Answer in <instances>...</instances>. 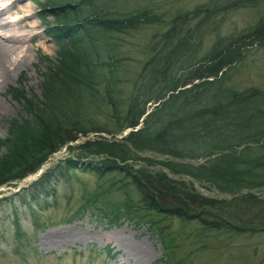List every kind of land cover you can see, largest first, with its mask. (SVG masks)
Here are the masks:
<instances>
[{"label":"trees","instance_id":"16d2710c","mask_svg":"<svg viewBox=\"0 0 264 264\" xmlns=\"http://www.w3.org/2000/svg\"><path fill=\"white\" fill-rule=\"evenodd\" d=\"M94 1L98 0L44 3L57 19L52 25L44 24L58 44L57 55L43 71L41 98L35 94L29 97L14 85L7 89L22 105L23 115L20 120H4L6 131L0 136V150L4 148L0 153V185L33 174L54 151L73 142L77 132L105 131L100 125L80 127L77 118L72 119L73 113L67 110V105H73L78 96L93 89L95 66L108 64L103 57L99 61L98 50L90 49L95 42L91 25L107 33L122 34L135 24L153 21L158 16L150 15L145 8L131 13L123 10L109 13L102 6L108 0H100L97 6ZM236 3L199 4L187 13L191 16L200 13L202 22L217 8L233 9L238 6ZM83 5L89 7L88 13ZM175 20L164 32L162 45L166 48L175 39L179 50L168 48L163 57L154 53L144 63L145 69L149 67L148 75L130 94L125 113L120 116L118 128L130 126L127 134L116 140L85 137L68 143L71 149L76 148V156L58 158L54 166H48L25 186L26 190L18 193L20 198L29 194L40 204L38 198L52 195L49 187L63 180L69 168H79L104 177L102 181L107 186L97 182L96 189L82 187L77 213L88 204L95 217H106L109 222L120 214L130 218L136 215L149 228L157 227L162 241L168 234L162 229L168 225L159 227L155 215L175 216L181 222L195 220L203 231L215 233L264 231V89L251 86L238 90L225 83L231 76L233 62L242 54L241 47L252 39L242 44L227 41L221 47L215 44L207 55L193 61L183 53L191 48L188 38H193V34L190 28L182 32L177 29ZM253 39L264 41V22H258ZM102 47L106 45L103 43ZM172 52L187 60L174 59ZM177 69L185 70V74H177ZM105 86L109 91L110 84ZM148 101L153 104L147 111ZM140 117L142 122L135 128ZM141 151L162 157L140 156ZM88 157L97 158L86 160ZM139 160L145 167L156 166L157 170L135 168L134 163ZM118 172L122 177L111 174ZM181 176L229 196L202 194ZM128 184L133 186L137 199H132L124 189ZM109 189L120 191L125 197L119 203L106 200L104 194ZM172 239L169 236L167 240ZM174 264H179L178 260Z\"/></svg>","mask_w":264,"mask_h":264},{"label":"rangeland","instance_id":"374dc122","mask_svg":"<svg viewBox=\"0 0 264 264\" xmlns=\"http://www.w3.org/2000/svg\"><path fill=\"white\" fill-rule=\"evenodd\" d=\"M10 1L0 0V3L7 10ZM224 1L227 4L237 1L238 6L233 9L217 8L202 22L199 21L203 16L200 13L196 16L187 13L199 4L222 5ZM45 2L46 0H17L14 7H24L30 11L27 13L21 10L14 11V7L7 10L9 11L7 16L11 20L16 21L22 17L29 24L23 27L18 23L15 26L17 34L24 36L19 41L21 46L17 52L18 57L25 54L23 67L17 71H10L7 79L0 80V136L5 135V119L20 120L23 115L22 105L7 93L9 85L21 89L29 97L35 94L41 98L39 87L44 76L43 71L48 62H53L57 55L58 44L49 36L44 26L52 25L57 19L49 13L50 6H46ZM99 2L100 0L94 1V4L97 6ZM102 6L109 13L121 10L131 13L145 8L150 15L158 18L150 22L137 23L122 34L107 33L96 25H91L95 42L90 49L95 52L98 50L99 61L101 62L103 57L108 64L102 63L101 68L95 66L96 71L92 77L95 81L93 89L86 90L87 92L78 96L73 105L70 107L67 105V110L73 113L72 119L77 118L80 127L100 125L106 129L95 132L89 129L84 134L77 132L75 140L68 142L70 145L84 140L85 137L116 140L127 134L130 126L118 128L122 122L120 116L125 113L130 94L135 92L148 75L149 67L145 69L144 63L154 53L163 57L167 54L168 48L170 50L176 47L174 51L179 50V46L175 45V39L169 42L166 48V45L164 47L162 45L164 32L172 27L171 20L174 18L178 24L177 29L182 32L185 28H190L193 34V38H188L192 44L191 48L183 52L190 55L193 61L207 55L215 44L221 47L227 41L242 44L252 39V42L241 47L242 54L236 63L233 62L231 76L225 83L238 90L251 86L264 89V41L253 39L258 22H264V0H108L107 4L104 3ZM83 9L85 13L89 12L88 6L83 5ZM180 17H183V20H180ZM103 43L106 48L102 47ZM14 56L13 54L12 58L15 59L17 56ZM180 57L187 60L181 54H175L173 58ZM181 72L185 74L183 69L176 70L179 75ZM106 83L110 84L109 91L106 89ZM152 104L151 101L146 102L145 109L150 110ZM141 122L139 119L137 126ZM67 144L57 149L52 157L44 162L41 172L48 166H54L58 158L76 156V148L71 149ZM3 150L4 148H1L0 153ZM140 154L155 159L162 157L151 151H141ZM89 159L95 161L92 157L86 158ZM134 166L145 167V163L139 160ZM145 169L157 170V167L149 166ZM39 171L28 174L12 184L0 185V264H132L134 258L127 257L125 248L118 242L121 236L131 245L146 251L147 257L143 264H174L176 260L179 264H264V231L215 233L211 230L203 231L201 224L195 220L181 222L175 216L155 215L153 217L158 219L159 227L168 225L162 229L168 232L162 241L157 233L158 228H149L148 223L139 220L136 215L130 218L126 214H120L119 218L109 222L106 217H95L89 206H86L88 204H84L86 208L77 213L75 210L82 201L79 197L82 187L96 189L97 182L107 186L102 181L104 177H99L88 170L69 168L63 180L60 179L55 186L49 187L52 195L38 198L40 204L29 194L20 198L18 193H21L29 182L34 181L41 173ZM111 174L122 177L121 172ZM182 178L189 181L202 194L211 197L229 196L212 190L205 183L201 184L188 176H181ZM124 189L129 191L132 199L138 198L133 186L128 184ZM28 191L30 192L27 190V193ZM104 196L106 200H115L118 203L125 197L122 192L117 193L111 189ZM63 233L72 234V237L66 238L65 241L58 237ZM44 236H52L53 239L58 237V242L44 245L41 242ZM169 236L173 238L171 242L167 240Z\"/></svg>","mask_w":264,"mask_h":264},{"label":"bare ground","instance_id":"6f19581e","mask_svg":"<svg viewBox=\"0 0 264 264\" xmlns=\"http://www.w3.org/2000/svg\"><path fill=\"white\" fill-rule=\"evenodd\" d=\"M16 1L17 0H11L10 3L7 4V6L9 7V9L7 10H10L11 8H13ZM3 6L4 5L3 4L1 5L0 3V28H1V31L3 32V33L0 32V80L7 79L8 76L10 75L9 74L10 71L12 70L17 71L20 67L21 68L23 67L25 54L23 53L20 57H18L17 52H19L20 46H21V44H19L20 43L19 41L22 40L24 36L23 34H20V33L17 34V30L15 29V26L18 23H20L23 27L29 24L27 21H24L22 17L16 19V21L8 18L9 16H7V13L9 11H7L5 9V6L4 7ZM14 9H15L14 11L21 10L24 13H27L30 11L28 10V8L18 7V6L14 7ZM13 54L17 56L18 59L17 57L15 59L12 58ZM64 231H67V230H64ZM71 235L69 234L64 235L63 233L61 235H58V237H61L63 240L66 241V238L69 239L70 237H72ZM58 237L53 239L52 236H44L41 242L42 244L44 243V245H48L50 243L55 244L58 242V239H57ZM118 240H119L118 242L121 243V246L125 248V253L127 257L134 258V261L132 262V264H143L144 263V260L147 257L146 251L144 249L142 250L139 247L134 246L133 244L131 245L130 243H128V240L122 236Z\"/></svg>","mask_w":264,"mask_h":264},{"label":"water","instance_id":"95a60500","mask_svg":"<svg viewBox=\"0 0 264 264\" xmlns=\"http://www.w3.org/2000/svg\"><path fill=\"white\" fill-rule=\"evenodd\" d=\"M128 130V129H127Z\"/></svg>","mask_w":264,"mask_h":264}]
</instances>
